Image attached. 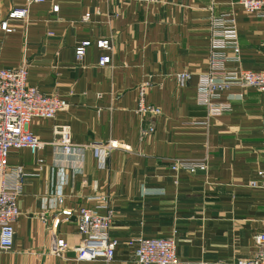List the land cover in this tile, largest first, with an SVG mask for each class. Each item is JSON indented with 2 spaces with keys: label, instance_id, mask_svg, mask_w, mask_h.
<instances>
[{
  "label": "crops",
  "instance_id": "crops-1",
  "mask_svg": "<svg viewBox=\"0 0 264 264\" xmlns=\"http://www.w3.org/2000/svg\"><path fill=\"white\" fill-rule=\"evenodd\" d=\"M28 2L0 0V68L26 61L28 82L69 105L52 119L28 123L45 147L36 154L28 147L10 151V167H22L28 177L14 246L0 251V264H141L126 241L142 236H173L182 264L251 257L264 230V188L250 185L264 180V91L232 86L216 100L232 110L218 115H208L197 96L210 68L212 11L236 15L241 60L229 67L264 70V19L238 0H44L29 4L27 19H10L12 31L2 29L9 13ZM102 38L110 48L97 45ZM85 40L91 44L78 59ZM104 55L110 62L101 65ZM179 72L192 75L184 87ZM142 88L144 102L160 107V115L138 112ZM149 123L155 131L142 140ZM57 124L71 126L78 145L71 155L54 143ZM110 140L129 149L113 150L104 164L84 146ZM171 159L205 160L207 169L176 173ZM97 196L109 200L110 234L120 240L111 262L79 260L74 250L81 243L79 209L106 212ZM54 237L69 244L63 256L50 252Z\"/></svg>",
  "mask_w": 264,
  "mask_h": 264
},
{
  "label": "built area",
  "instance_id": "built-area-1",
  "mask_svg": "<svg viewBox=\"0 0 264 264\" xmlns=\"http://www.w3.org/2000/svg\"><path fill=\"white\" fill-rule=\"evenodd\" d=\"M28 5L14 9L8 17L1 22V28L12 31L9 27L10 19H27L29 4L44 0H28ZM147 2H161L164 0H145ZM243 9L258 18L264 19V0H238ZM59 6L55 5L54 10ZM212 11V7H210ZM89 14L84 16L88 19ZM211 32L210 68L203 73L198 82V103L208 108V115H218L232 110L229 103L217 102L224 91L234 85L256 88L264 91V70H251L241 67H229V62L239 63L241 48L239 44L238 24L233 10L214 13L209 18ZM90 40L83 41L76 48V56L82 59ZM101 48H110V40L102 38L97 40ZM232 52V56L228 51ZM100 64L110 62V56L104 55ZM28 64L12 68H0V251H9L14 246V223L20 215L18 200L23 193V185L28 174L22 167H10L9 155L12 149L28 147L33 153L41 150L47 142L38 138L28 129L32 119H52L57 113L65 110L69 103L59 93H44L36 85L28 82ZM189 72H179L176 80L179 86L184 87L191 80ZM140 103L138 112L144 116H157L162 113L160 107L144 102L145 88L140 90ZM206 123V122H205ZM56 136L55 142L61 146L65 155L73 154L78 145L73 142L72 129L69 124H57L53 128ZM155 131V125L149 123L140 131L142 139L150 136ZM85 147L93 148L99 163L104 164L105 158L110 153L124 144L115 140L93 142ZM39 169L43 160L38 159ZM174 170H187L194 172L207 168L206 163L192 161H175ZM253 187H264V180L250 182ZM58 199L63 201V195ZM94 199L102 201L99 207L106 208L101 213L92 207L83 206L79 209V233L81 243L74 248L76 258L79 260H104L113 261L120 240L110 234L113 223V209L109 200L104 196ZM61 214L69 217L72 209H63ZM55 219V226L60 222ZM257 250L251 257L238 258L235 264H264V230L255 236ZM132 247L134 259L141 264H182L176 252V239L173 236L136 237L126 241ZM69 248L68 242L59 237H54L50 252L63 256Z\"/></svg>",
  "mask_w": 264,
  "mask_h": 264
},
{
  "label": "rangeland",
  "instance_id": "rangeland-1",
  "mask_svg": "<svg viewBox=\"0 0 264 264\" xmlns=\"http://www.w3.org/2000/svg\"><path fill=\"white\" fill-rule=\"evenodd\" d=\"M252 88V87H251ZM256 89V88H255ZM144 97H145V95H144ZM140 98H141V96H140ZM140 102V101H139ZM146 103V102H145ZM146 104H148V103H146ZM206 124H207V122H206ZM153 134V133H152ZM147 137H145L144 139H142V140H145ZM123 148H127V149H129L128 147H126V146H122ZM175 161H192V162H202V163H206V161L205 160H183V159H171L170 161H169V165H170V168L174 171V172H176V173H178V172H180L181 170H174L173 168H172V164L175 162ZM206 165H207V163H206ZM207 169V168H206ZM206 169H203V170H201V169H199V170H196V171H194V172H197V171H205ZM182 171H187V170H182ZM187 172H190V171H187ZM190 173H193V172H190ZM178 179V178H177ZM176 179V181H178ZM264 188V187H263ZM149 237V236H148ZM150 237H152V236H150ZM129 246V245H128Z\"/></svg>",
  "mask_w": 264,
  "mask_h": 264
}]
</instances>
